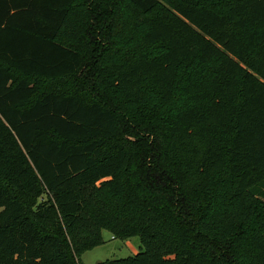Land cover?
<instances>
[{
	"label": "trees",
	"instance_id": "1",
	"mask_svg": "<svg viewBox=\"0 0 264 264\" xmlns=\"http://www.w3.org/2000/svg\"><path fill=\"white\" fill-rule=\"evenodd\" d=\"M125 1L160 50L109 62L104 84L126 103L178 89L166 149L117 140L107 98L39 90L84 68L59 36L96 5L0 0V264H82L103 230L140 246L96 264H264V0Z\"/></svg>",
	"mask_w": 264,
	"mask_h": 264
},
{
	"label": "rangeland",
	"instance_id": "2",
	"mask_svg": "<svg viewBox=\"0 0 264 264\" xmlns=\"http://www.w3.org/2000/svg\"><path fill=\"white\" fill-rule=\"evenodd\" d=\"M95 5L100 10L99 16L89 17L86 21L77 23L80 37H68L65 33L59 36V40L78 46L85 54L84 68L76 75L64 79H43L38 80L40 91H79L82 94L100 95L107 98L109 105L115 111L119 120V135L117 140L126 141V137H131L126 141L133 149H139L147 145L148 149H166V139L161 134H156L165 126V121L161 115L174 114L184 108V97L175 89L170 97H162L156 94L155 88L146 84L144 88L143 103H126L122 95L107 87L104 84L107 77L106 66L111 61L130 59L143 52L156 53L159 47L145 51L141 45V36L144 31L142 25L133 23L134 9L125 0H80L81 8L91 10ZM168 1H161L158 12L168 10ZM110 13L105 22L102 20L101 12ZM29 78V77H28ZM32 79L31 77L29 78ZM184 80H180L182 85ZM158 117L156 120L148 118L152 111ZM142 113V114H137ZM138 116V117H137ZM137 117V118H135ZM158 137V138H157ZM225 186L220 187V192L229 197L226 190L230 180L222 176ZM223 197V196H222ZM224 199L227 203L228 200ZM104 243L81 254L82 264H96L106 259L124 258L135 254L139 250L140 241L137 236L129 238V242L117 238H110L111 234L107 230L102 231ZM127 242V243H126ZM126 243V244H125Z\"/></svg>",
	"mask_w": 264,
	"mask_h": 264
},
{
	"label": "crops",
	"instance_id": "3",
	"mask_svg": "<svg viewBox=\"0 0 264 264\" xmlns=\"http://www.w3.org/2000/svg\"><path fill=\"white\" fill-rule=\"evenodd\" d=\"M108 232H109V231H108ZM109 233H110V232H109ZM110 234H111V233H110ZM102 237H103V235H102ZM110 238L113 239V235H112V234H111ZM103 240H104V239H103ZM126 241L129 242V240H126ZM124 242H125V241H124ZM127 242H126V243H127ZM126 243H125V244H126Z\"/></svg>",
	"mask_w": 264,
	"mask_h": 264
}]
</instances>
